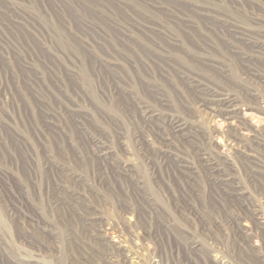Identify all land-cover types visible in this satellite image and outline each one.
I'll return each mask as SVG.
<instances>
[{
    "label": "rangeland",
    "instance_id": "1",
    "mask_svg": "<svg viewBox=\"0 0 264 264\" xmlns=\"http://www.w3.org/2000/svg\"><path fill=\"white\" fill-rule=\"evenodd\" d=\"M263 225L264 0H0V264H264Z\"/></svg>",
    "mask_w": 264,
    "mask_h": 264
},
{
    "label": "bare ground",
    "instance_id": "2",
    "mask_svg": "<svg viewBox=\"0 0 264 264\" xmlns=\"http://www.w3.org/2000/svg\"><path fill=\"white\" fill-rule=\"evenodd\" d=\"M228 115H229V114H228ZM261 225H262V224H261ZM261 225H260V226H261ZM263 226H264V225H263ZM262 229H263V228H262ZM148 234L152 237V235L150 234V232H148ZM128 264H129V263H128ZM158 264H161V263L158 262Z\"/></svg>",
    "mask_w": 264,
    "mask_h": 264
}]
</instances>
